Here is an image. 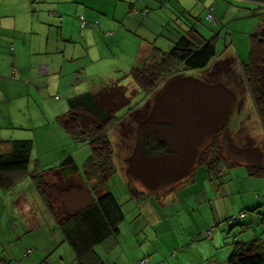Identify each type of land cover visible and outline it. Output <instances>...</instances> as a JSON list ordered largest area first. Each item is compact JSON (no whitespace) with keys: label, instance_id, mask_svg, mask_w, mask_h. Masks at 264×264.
Instances as JSON below:
<instances>
[{"label":"trees","instance_id":"obj_1","mask_svg":"<svg viewBox=\"0 0 264 264\" xmlns=\"http://www.w3.org/2000/svg\"><path fill=\"white\" fill-rule=\"evenodd\" d=\"M143 11L147 13V9ZM80 18L85 24L83 15ZM182 26V21L175 30L165 31L166 27L161 26L158 33L163 42L156 43V37L150 40L145 59L139 60V55L125 74L130 78L129 84L121 82L123 76H115L119 68H110V72H97L95 68L89 75L77 70L79 75L86 74L84 81L89 87L71 94L67 109L53 118L62 137L50 130L43 134L54 145V152L59 147L57 160L51 157L41 166L35 165L33 138H12L7 141L8 147L0 148V191L9 192L26 178L39 195L38 202L54 218L63 240L80 259L79 264H109L94 247L119 231L125 215L119 196L124 193L130 197L127 181H138L147 193L158 195L163 187L172 185L169 189H173L203 166L206 178L217 187L228 181L225 168L240 164L249 175L264 176V145L233 141V130L237 134L243 128L237 90L221 78L195 73L210 67L215 74L224 60L231 57L234 71L248 89L242 102L253 106L258 117L256 124L262 129L257 135L264 138V37L258 31L251 34L248 59L244 62L234 52H217L213 40L203 38L193 22L186 21L185 28ZM95 59L100 66L99 61L105 63L106 56ZM142 105H148L146 113L131 122ZM124 120L131 123L122 132L131 141L126 155V149L119 148L120 143L116 142L120 134L116 126ZM204 143L207 148L200 153ZM83 144L88 146V153L77 155L74 150ZM56 169L64 176L78 174L83 181L79 202L73 204L78 207L66 212L59 211L56 204L62 192L52 176ZM113 180L116 189L111 185ZM69 191L67 188L63 193V200ZM249 208L217 225L229 224L228 235L236 238L242 223L247 224L246 217L256 215L249 214ZM241 212L244 216H239ZM234 225L240 229L231 233L230 227ZM210 229V233L203 234L206 238H211L215 231L214 227ZM88 253L91 260L86 259ZM203 261L196 264H207L211 259ZM226 262L264 264V238L234 239Z\"/></svg>","mask_w":264,"mask_h":264},{"label":"crops","instance_id":"obj_2","mask_svg":"<svg viewBox=\"0 0 264 264\" xmlns=\"http://www.w3.org/2000/svg\"><path fill=\"white\" fill-rule=\"evenodd\" d=\"M34 1L0 0V148L8 147L7 141L12 138H33L36 144L35 156L32 157V161L39 167L44 164V160L58 156L59 147L57 146L56 152H54V145L47 141L43 134L50 130L59 138L62 137L61 131L54 126L56 124L53 122V118L66 110L65 106L69 96L89 87L84 80L86 74L94 73L95 68H97V72L99 70L110 72L111 69L104 68L102 61H99L100 66L97 64L95 58H104L105 54L99 57L96 53L91 60L88 59L87 66L78 68L86 74L79 75L73 74V72L64 74L62 72L64 56L69 53L67 59L73 60L80 58L81 54L86 52L84 43L73 41L75 40L74 33H71V30L65 25V23L70 24L76 21L69 15L72 12V7L68 6L67 3L68 8L64 7L66 0H62L59 5L60 0H38L37 2H53L54 5L49 10L45 9V5L43 8L41 6L40 9H37L36 6L30 4ZM161 1L168 0H125L126 6L121 11L123 19L117 16L116 11L110 13L112 20L109 21V29L117 28L118 24H123L129 28H123V30L118 28L115 40L124 44L131 41L128 34H134L136 29L129 27L124 23V20L132 18L137 13L141 14L138 19L140 25L144 24L145 18L151 17L152 20H156L157 25L160 24L163 27L160 16L154 11ZM10 2L13 3L14 9L9 8ZM26 2L30 4L28 10L25 7ZM143 9H147V13H144ZM30 12H35V14L31 15ZM75 12L83 14V18H93L96 15L92 7L80 5L76 6ZM211 17L214 18L213 15ZM102 18L105 17L98 12L99 26H101ZM35 19L39 20V23L33 26ZM118 20L119 23L117 24ZM256 31L264 37V19L259 23ZM96 34L103 42L98 44V49L101 47L102 51L105 52L103 47L108 45L106 36L99 32ZM140 41L139 55L147 54L151 47L150 41L147 39ZM55 94H61L63 100L55 99ZM58 106L60 107L59 110L57 109ZM237 166L240 167L242 164ZM197 171L198 169L173 189H169V192L155 195L154 199L151 193L144 190L134 194L130 189V197H138L144 201L147 200V202H137L135 206L129 209L122 206L125 215L119 223V231L115 235L105 237L97 245H104L107 242L108 245L115 246L114 241L118 244L117 238L124 237L128 213L136 218H141L142 221L145 220L153 224L152 244L158 238V243L170 246V250H172L171 254H162L163 257L159 253L157 259L151 257V253L147 255L148 257L144 256L141 262L135 261L136 264L150 263V260H152V264H196L203 263V260L209 258L211 262L207 264H222L223 257L228 254L234 239H263L264 237L260 235V232L264 235V228H259L258 223L264 222V219L260 217L262 210L259 206L260 204L264 205V176L249 175L241 168L234 174L229 173L228 181L221 187H217L211 181L208 184L209 180L206 178L205 171L201 170L199 180H197ZM52 176L62 188V192L59 193L60 199L56 200L58 210L66 212L78 207H73V204L79 202V193L83 189V181L80 176L78 174L64 176L58 169L52 172ZM66 181L76 184L77 187L62 186ZM184 185L188 186L180 190L181 196L179 198L175 190ZM67 188L70 190L69 195L65 196L66 198L63 200L62 196ZM73 190L77 192L71 197L70 194ZM168 196L173 197L175 202L186 204V206L183 211L174 210L176 223L170 221V224L164 221L159 227V220L164 219L162 211L170 210L162 206ZM70 197L72 201H75L74 203L71 202ZM218 197H227L228 199L220 201ZM149 198L153 200H148ZM221 203L223 205L229 204L227 208L221 209ZM64 204L67 205L64 206ZM246 207L255 208L254 213L256 215L247 216L248 219H245L247 224L242 223L244 225L242 230H238L241 232L233 239L230 235H226L228 230L225 227L229 226L224 227L225 223L217 225L216 222H219L217 219L224 216L227 218ZM6 212L9 211L5 206L0 207V217ZM180 213H184L188 217L189 221L186 225L176 220V216L178 217ZM202 217L204 218L203 221L200 220ZM211 227H214L215 231H213L211 238H206L203 234ZM155 250L160 251L157 246H155ZM73 256L75 255L71 253L72 258ZM3 257L6 261V257ZM86 259H92L90 253L86 255ZM145 259L147 261H143ZM6 264H8L7 261Z\"/></svg>","mask_w":264,"mask_h":264},{"label":"rangeland","instance_id":"obj_3","mask_svg":"<svg viewBox=\"0 0 264 264\" xmlns=\"http://www.w3.org/2000/svg\"><path fill=\"white\" fill-rule=\"evenodd\" d=\"M37 1L38 0H35L30 3L36 6L37 9H40L41 6L43 8L45 5V9L49 10L54 5L53 2L49 1H45V3ZM61 1L62 0H60L58 5L61 4ZM27 3L29 2H26L25 7L28 10L30 4ZM66 3L68 6L72 7V12L69 13V15L74 19V21H76L70 24L65 23V25H67V27L71 30V33H74L75 40L73 41L84 43L86 52L81 54L80 58H74L73 60H70V58L67 59L70 55L67 53L64 56V65L62 68V72L64 74H69L71 72L74 74L77 72L75 70H78V68L87 66L88 59L91 60L96 53L99 57L105 54L106 61L103 63V66L105 68L109 66L111 69L119 68V72H114L115 76L117 78L123 76L121 82L129 84L128 82L130 81V78L125 74L129 71L133 62L136 61L139 56L141 47L140 40L147 39V41H150L151 39L154 40V37H156L155 42L158 44L162 43L164 40L163 36L158 33L161 25H157L155 19L152 20L151 17H148L147 19H144L143 25L139 24L138 19L141 17L140 13L133 15L132 18H126L124 20V23L129 25V27L136 29L134 34H128V38H130L131 41H127L126 44H124L115 40V34L118 28H120V30H123V28H129L123 24H118V20L117 28L109 29V21L112 20L110 13L116 11L117 16L123 19L124 17L122 18L121 11L126 6L125 0H66V2H64L65 8H68ZM79 5L92 7V9L96 12V15L93 18L84 17L86 25L82 24V20L80 18L83 14L75 12L76 6ZM138 5L140 6L139 3ZM9 8L14 9L13 3H9ZM154 11L160 16L163 27H166L165 31L169 29H178L180 20L182 21L183 28L186 26V21L188 23L193 22L196 30L203 38L213 40L217 52L219 51L220 53V51H225L226 53L231 54L234 52L239 59L246 62L250 48L251 34L256 31L259 23L264 19V0H168L158 3ZM98 12L105 17L100 21L101 26H99L97 21ZM209 12L212 13L216 20L209 18ZM30 14L33 15L35 12H30ZM38 23L39 20L35 19L33 26L38 25ZM95 32H99L106 36L108 45L103 47L105 52L102 51L101 47L98 49V44L103 42ZM85 38L86 41H84ZM145 57L146 56L143 54L140 56L139 60L145 59ZM233 61L234 60L231 57L225 59L223 64L220 66V70L215 72L216 75L213 74L214 69L210 67L207 70L196 71L195 73H203L208 76L206 78H221L222 80L227 81L228 85L237 90L241 99L237 108H241L243 111L241 120L243 122V128H239V132L237 134H235L233 130V141L238 142L241 145L248 144L250 141L264 145V138L261 136L260 139V136L257 135V132H260L261 128L259 124H256L258 122V117L255 114L253 106L250 104H243L242 102V97H244L248 89L240 75L234 71ZM54 97L55 99L58 98L59 101L63 100L61 94H55ZM134 97L137 99V94L134 95ZM147 108L148 105H142L138 111L134 112V117H132L130 121L136 122L140 117H143ZM57 109L59 110L60 107L58 106ZM65 109H67V103ZM238 112H240V110ZM235 117L236 116H234V120ZM129 124L131 126L130 122ZM129 124L128 120H124L116 126L117 131L120 132L119 138L116 142L120 143L119 148L126 149L125 152L123 151L124 155L127 154L131 147V145H129L131 142L129 140L130 138L122 133L129 128ZM249 128L252 131V136L249 135ZM206 143L208 144V141ZM206 143L203 144L200 153L206 150ZM127 144L129 149H127ZM85 148H88V146L83 144L80 145L79 149H75L74 151L77 155L80 153L82 155L83 151L84 154L88 153V149ZM83 157L85 158L86 156ZM241 168L246 172L244 165L240 167L235 166L225 168V171L229 175V173L234 174ZM201 170L204 171L202 167H198L197 180H199ZM211 182L212 184H216L214 181ZM208 184H210V181ZM66 185L77 187V185L72 182L66 181L62 184V186ZM111 185L116 189L115 180L112 181ZM127 185L134 194L141 190L146 191L138 181H127ZM171 186H165V188L163 187L160 189L159 193L169 192V187ZM187 186L188 185H184L176 188L175 193L179 198L181 196L180 190L186 188ZM76 192V190H73L72 195H75ZM38 196L39 195L32 189L30 182L26 178H22L18 185H16L15 188L9 192L3 193L0 191V207L5 206L9 211L0 217V264H6V261L8 264H78L80 259L77 258L76 260L75 256H73V258L71 257V253L73 252L70 246L63 240L59 229L56 226V222L49 210L45 209V207L38 202ZM151 196L154 199L155 194H151ZM127 197L128 196L124 193H121L119 196V201H123L125 209L135 206L137 202H147V200L144 201L138 197ZM153 199L149 198L148 200ZM218 199L223 201L228 198L218 197ZM165 201L166 202H164L162 206L165 209L170 210L162 211L164 219L159 220V227L164 221L168 223H170V221L176 223V213L174 210L183 211L186 206V204L175 202L173 197L170 196H168ZM71 202L74 203L75 201L71 200ZM228 204L229 203H225L224 205L222 204L221 209L227 208ZM259 206L260 210H262V215L260 217L261 219H264V205L260 204ZM249 209V214H252L254 211L251 210V208ZM179 216H176V220L181 221L183 225H186L189 221L188 217L184 213H180ZM224 217L218 218L217 220L219 222L221 221L222 224V221L226 219ZM203 219L204 218L202 217L200 220L203 221ZM246 219H248V217ZM127 221L128 223L125 227L124 237L117 238V241H119L118 244L114 241L113 243L115 246H110L106 242L104 245L100 244L94 247L102 259L107 261L109 264H136L135 261L141 262L144 256L148 257L147 255H150L151 253V257L154 259L158 258L159 253L161 256L162 254H171L172 250H170V246L158 243V238L155 243L152 244L151 233L154 230L153 224H150L145 220L142 221L141 218H136L131 213H128ZM258 224L259 228H264V222H260ZM225 226H228V224L225 223L224 227ZM225 228L227 230L229 229V227ZM230 228L231 230L229 231H231V233H236L237 230L240 229V226L234 225ZM228 234L229 233L226 235ZM260 235L264 237L261 232ZM155 246H157L160 251L155 250ZM3 256L6 257V261H4ZM223 258L224 261H222V264H227V255ZM152 263V260H150V263L144 264Z\"/></svg>","mask_w":264,"mask_h":264},{"label":"built area","instance_id":"obj_4","mask_svg":"<svg viewBox=\"0 0 264 264\" xmlns=\"http://www.w3.org/2000/svg\"><path fill=\"white\" fill-rule=\"evenodd\" d=\"M239 216H244V212L239 213ZM232 217H233V216H232ZM211 231H212V229H208V230L206 231V233H210ZM143 261H146V259L143 260Z\"/></svg>","mask_w":264,"mask_h":264},{"label":"bare ground","instance_id":"obj_5","mask_svg":"<svg viewBox=\"0 0 264 264\" xmlns=\"http://www.w3.org/2000/svg\"><path fill=\"white\" fill-rule=\"evenodd\" d=\"M209 15L211 16L212 14H211V13H209V14H208V16H209ZM210 16H209V18H211V19H212V17H210Z\"/></svg>","mask_w":264,"mask_h":264},{"label":"clouds","instance_id":"obj_6","mask_svg":"<svg viewBox=\"0 0 264 264\" xmlns=\"http://www.w3.org/2000/svg\"><path fill=\"white\" fill-rule=\"evenodd\" d=\"M207 231V230H206Z\"/></svg>","mask_w":264,"mask_h":264}]
</instances>
